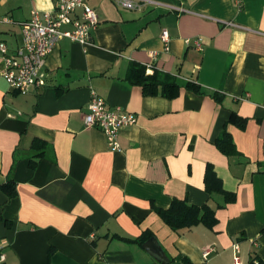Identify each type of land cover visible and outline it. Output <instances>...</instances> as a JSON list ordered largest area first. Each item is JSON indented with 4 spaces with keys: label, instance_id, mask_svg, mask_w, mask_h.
<instances>
[{
    "label": "crops",
    "instance_id": "crops-1",
    "mask_svg": "<svg viewBox=\"0 0 264 264\" xmlns=\"http://www.w3.org/2000/svg\"><path fill=\"white\" fill-rule=\"evenodd\" d=\"M86 1L99 17L92 40L60 39L46 59V86L28 94L12 89L0 57L4 264H250L264 258V0H152L142 9ZM57 2L0 0V42L14 52L32 11H52ZM134 64H151L147 73L157 70L178 83L179 94L146 95L129 80ZM188 83L205 93L187 89ZM92 91L137 117L121 130L119 150L110 149L99 127L85 125ZM232 113L245 124L229 123ZM226 122L236 147L230 155L215 142ZM35 140L45 143L40 157ZM208 166L217 176L213 187L232 193V201L208 191ZM174 199L209 205L215 225L173 229L157 209ZM143 237L156 239L166 262L144 248L146 241H136Z\"/></svg>",
    "mask_w": 264,
    "mask_h": 264
},
{
    "label": "built area",
    "instance_id": "built-area-1",
    "mask_svg": "<svg viewBox=\"0 0 264 264\" xmlns=\"http://www.w3.org/2000/svg\"><path fill=\"white\" fill-rule=\"evenodd\" d=\"M125 9H142L152 0H114ZM81 9V12L77 11ZM9 21V18H5ZM99 24L96 9L86 0H58L52 11L41 12L34 9L29 20L22 23V44L10 52L5 42H0V57L2 59V76L9 86L21 94H28L32 89L47 85L46 59L57 42L68 37L80 43H90L94 30ZM71 25L69 29L64 26ZM168 46L170 33L164 29L161 35ZM188 41V40H187ZM189 42V41H188ZM197 48H202V41L197 38ZM151 68L152 65H147ZM86 126H97L106 135L111 150L121 148L120 132L124 127L134 125L137 117L121 106L110 107L105 99L92 91L88 103V112L84 117ZM235 260L239 263V245L234 246ZM212 248L204 251L207 256ZM4 243L0 241V264L6 261Z\"/></svg>",
    "mask_w": 264,
    "mask_h": 264
},
{
    "label": "trees",
    "instance_id": "trees-1",
    "mask_svg": "<svg viewBox=\"0 0 264 264\" xmlns=\"http://www.w3.org/2000/svg\"><path fill=\"white\" fill-rule=\"evenodd\" d=\"M147 68V65L144 64H134L129 75L130 82L134 85L142 86L146 95H155L161 92L164 96L172 98L179 94L180 85L178 83L168 82L167 80L162 79V74L157 70H155L154 73L149 74L147 73ZM186 88L197 93H205L199 85L194 83H188ZM213 97L218 102L222 101V95L216 92L213 93ZM245 121L244 118L238 116L236 113H232L228 120L229 123H234L239 126H243ZM228 122L225 123L222 133L217 137L215 142L222 152L230 155L236 152V147L232 135L226 129ZM44 145V141H34L33 148L38 150L36 156L40 157L44 154ZM31 163L34 167L37 161L32 159ZM216 179V174L212 168L208 166L205 175V182L209 192L213 190L214 187L212 184H215ZM214 189L218 191L220 190L226 196V200L232 201L234 199L232 193L226 192L224 189L222 190L220 186ZM157 211L164 221L175 230L184 227H191L199 223L213 227L216 223L215 211L207 204L200 206L189 204L184 200L174 199L169 208H158ZM146 237L148 238V236ZM146 237L139 238L136 241L142 244L146 241ZM250 264H264V258L255 257L250 261Z\"/></svg>",
    "mask_w": 264,
    "mask_h": 264
},
{
    "label": "water",
    "instance_id": "water-1",
    "mask_svg": "<svg viewBox=\"0 0 264 264\" xmlns=\"http://www.w3.org/2000/svg\"><path fill=\"white\" fill-rule=\"evenodd\" d=\"M143 246L150 253L158 256V259L166 262V256L164 255L161 246L157 243L155 238L148 239Z\"/></svg>",
    "mask_w": 264,
    "mask_h": 264
}]
</instances>
